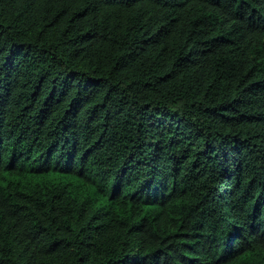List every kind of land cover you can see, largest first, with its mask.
I'll return each mask as SVG.
<instances>
[{
  "label": "trees",
  "instance_id": "16d2710c",
  "mask_svg": "<svg viewBox=\"0 0 264 264\" xmlns=\"http://www.w3.org/2000/svg\"><path fill=\"white\" fill-rule=\"evenodd\" d=\"M0 264H264V0H0Z\"/></svg>",
  "mask_w": 264,
  "mask_h": 264
}]
</instances>
